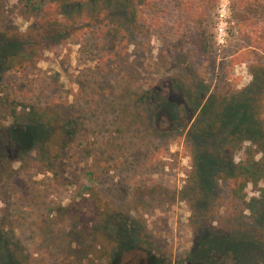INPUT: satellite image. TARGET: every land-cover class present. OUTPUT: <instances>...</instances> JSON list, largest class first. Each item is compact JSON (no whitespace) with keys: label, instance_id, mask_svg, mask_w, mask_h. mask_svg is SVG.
Wrapping results in <instances>:
<instances>
[{"label":"rangeland","instance_id":"374dc122","mask_svg":"<svg viewBox=\"0 0 264 264\" xmlns=\"http://www.w3.org/2000/svg\"><path fill=\"white\" fill-rule=\"evenodd\" d=\"M47 1L0 0V264H12V256L20 264L70 260L75 252L71 219L57 211L87 186L116 213L108 233L118 237L121 264H235L229 251L210 253L202 241L213 230L230 236L225 231L243 209L229 197V183L217 178L224 165L218 150L230 136L229 127L234 129L220 126L219 112L236 101L251 102L264 119V52L251 45L258 26L246 24L231 33L229 5L219 42L217 9L227 0H218L206 19L211 33L207 77L193 83L169 62L173 34L156 31L145 8L136 19L116 0L112 14L126 19L116 42L111 41L115 22L108 19L58 38L33 69L5 67L2 59L15 51L4 44L5 33L25 30ZM240 52L245 60L232 64L231 57ZM147 94L159 103L150 107L141 101ZM51 105L76 115L59 157L45 163L20 118L31 107ZM193 143L200 159L197 178ZM155 184L167 193L141 192ZM246 189L247 197L259 196L251 185ZM243 212L251 220L250 210ZM263 228H255L262 246ZM240 230L245 232L238 226L236 235L243 234Z\"/></svg>","mask_w":264,"mask_h":264},{"label":"trees","instance_id":"16d2710c","mask_svg":"<svg viewBox=\"0 0 264 264\" xmlns=\"http://www.w3.org/2000/svg\"><path fill=\"white\" fill-rule=\"evenodd\" d=\"M115 1L48 0L41 14L25 30H9L5 33L4 44L15 48V51L2 59L5 67L14 71L33 69L37 66L41 53L52 49L58 38L72 37L79 31L89 29L91 24L106 22L108 19L115 22L116 30L112 32L114 38L111 37V41L116 42L119 32L125 29L126 19L124 15L119 17L112 14ZM120 2L124 3L128 14L136 19L144 15L142 9L145 8L153 16L152 24L156 31L173 34L174 39L167 47V56L171 65L179 68L185 78L193 83L206 79L209 66L206 55L211 40L206 19L218 0H168L163 4H154L151 0ZM229 5L231 33L234 29L244 28L246 24L252 28L257 25L260 29L257 32L259 36L253 38L251 45L264 52V14L259 13V7L264 10V0H229ZM260 14L262 16L257 19L255 15ZM250 20L256 23L252 24ZM245 58L240 52L231 57V62L235 64ZM262 67L264 66H260L261 69ZM260 93L264 94V88L260 89ZM155 98L147 94L140 97V100H146L151 103L150 107H154L159 103ZM72 111L61 105H51L44 108L31 107L21 116L20 125L24 131L31 133V145L36 146L40 161L51 163L59 157L70 137L69 128L72 129L74 125L72 118L76 113ZM260 114V107L254 109L251 102L247 104L243 101L228 104L226 111L219 112V121L223 122L222 125L219 122L220 126L228 124V127L233 126L234 129L229 127L230 136L224 141L223 149L220 152L218 150L224 165L217 169L220 171L217 178L229 183V197L243 204V209L233 217L230 227L225 231L231 232L230 236H224L223 231L218 233L213 230L202 243H207L210 253L224 254L229 251L236 260L235 264H264V246L258 243L255 232L257 226L264 224V187L261 185L264 182V119ZM208 125L210 123L205 127ZM245 141L249 143L244 147L242 156L236 160L235 154L243 148ZM217 142L218 138L215 146ZM192 157L196 174L194 177L197 178L200 159L195 145ZM248 185L258 191L259 196L247 197ZM86 189L67 204H60L57 211L59 217L66 215L71 219L69 236L71 243H75V252L71 253V259L65 264H121L118 261V237L108 233L116 213L95 188L87 186ZM167 191L161 184L141 188V192L149 196L155 193L165 194ZM245 209L250 210L251 220L246 218L243 212ZM238 226L245 230H240L243 232L240 236L235 232ZM11 261L12 264H20L19 259L14 256Z\"/></svg>","mask_w":264,"mask_h":264},{"label":"built area","instance_id":"2783aa9c","mask_svg":"<svg viewBox=\"0 0 264 264\" xmlns=\"http://www.w3.org/2000/svg\"><path fill=\"white\" fill-rule=\"evenodd\" d=\"M229 10V0L225 2H220L217 9V18L218 23L216 25V33L218 36V41L222 42L225 35V26H226V13Z\"/></svg>","mask_w":264,"mask_h":264}]
</instances>
